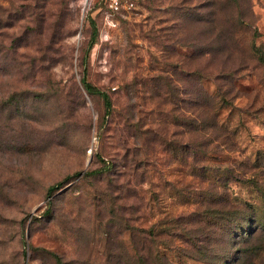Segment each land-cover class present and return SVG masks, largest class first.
Returning a JSON list of instances; mask_svg holds the SVG:
<instances>
[{"label":"rangeland","instance_id":"obj_1","mask_svg":"<svg viewBox=\"0 0 264 264\" xmlns=\"http://www.w3.org/2000/svg\"><path fill=\"white\" fill-rule=\"evenodd\" d=\"M128 1L0 0V264H264V0Z\"/></svg>","mask_w":264,"mask_h":264},{"label":"trees","instance_id":"obj_2","mask_svg":"<svg viewBox=\"0 0 264 264\" xmlns=\"http://www.w3.org/2000/svg\"><path fill=\"white\" fill-rule=\"evenodd\" d=\"M217 1H219V0H217ZM216 4H217V2L214 1L213 4H211V6H215ZM117 16H119V15H112V17H117ZM244 23H246V22L244 21ZM195 59H197L196 55H194V56L191 55L189 57H185V58L181 59L180 65H178L179 66L178 69L180 70V72L182 74H185L184 77L193 78V76H196V75H194V71H191V67L193 66L192 63H193V61L195 62ZM261 59L264 60L263 56L261 57ZM197 80L200 82L201 79L198 77ZM81 81H82V85L84 87V90L86 92H88L89 94H92V95L98 94V93L100 94V97L103 100V105H104L105 111L107 112L106 114L108 117V125H109V126L107 125L108 126L107 128H109L112 125H115L114 126V133H115L116 139L120 143L119 146L122 147V150L124 153V160L129 158L128 162L122 161L123 166L122 165L118 166L117 164H114L112 162H108L107 167L100 169V171L97 170L93 174H95L96 176L101 175V177H103L104 175H106L105 174L106 171L107 172L108 171L114 172V169H115V172H117L118 167L121 168V167H126V166L129 167V169H130L129 171L136 173V170L138 169L137 163L139 162V159H138L137 155H135L134 153H129L128 152L129 149L127 148V147H129V143L130 142L132 143V141H131L132 138H133V140L135 138L134 127H135L136 117L134 116V113L131 111L130 106H128V107L126 106L125 108L123 107L121 109V111L119 110L120 111L119 112L118 107L114 106L113 99H112V95H114L116 93H106V92L100 91V89H96L93 85H91L88 81H86V78L84 75L81 78ZM120 90H121L120 93L122 95H127L128 90L126 88L123 87ZM190 100L192 102L191 98H190ZM194 113L197 116L195 118H192V116H191L189 118L190 121H188L184 126V130L187 134V139L190 142H191V138H188V136L192 135L194 137V134L199 133V129L196 126L198 125L197 122H199V119L201 117L198 116L199 113L197 112V109ZM107 131H108V129H107ZM135 143H136V141H135ZM193 144L191 143L188 146L193 147L194 146ZM117 174H118V172H117ZM80 175H82V174L78 173L75 176H80ZM130 176H132V175H130ZM72 178H74V177L69 176L66 180H69V179L71 180ZM62 186H63V183H57L54 186L49 187L48 192L50 194L54 193V192L58 191Z\"/></svg>","mask_w":264,"mask_h":264},{"label":"built area","instance_id":"obj_3","mask_svg":"<svg viewBox=\"0 0 264 264\" xmlns=\"http://www.w3.org/2000/svg\"><path fill=\"white\" fill-rule=\"evenodd\" d=\"M106 11L109 15H120L133 8V3L125 0H106Z\"/></svg>","mask_w":264,"mask_h":264},{"label":"water","instance_id":"obj_4","mask_svg":"<svg viewBox=\"0 0 264 264\" xmlns=\"http://www.w3.org/2000/svg\"><path fill=\"white\" fill-rule=\"evenodd\" d=\"M89 1V0H88ZM88 164H89V162H88Z\"/></svg>","mask_w":264,"mask_h":264}]
</instances>
